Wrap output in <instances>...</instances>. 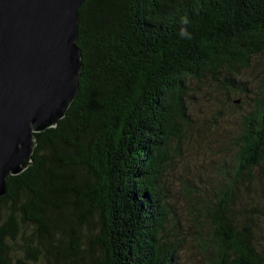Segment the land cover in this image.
I'll use <instances>...</instances> for the list:
<instances>
[{
    "label": "trees",
    "instance_id": "trees-1",
    "mask_svg": "<svg viewBox=\"0 0 264 264\" xmlns=\"http://www.w3.org/2000/svg\"><path fill=\"white\" fill-rule=\"evenodd\" d=\"M77 45L74 100L34 134L32 162L0 196V264H180L162 175L188 123V80L210 73L247 95L232 74L264 54V0H84ZM251 101L229 195L264 175V78ZM228 199L206 264H264V242L239 228Z\"/></svg>",
    "mask_w": 264,
    "mask_h": 264
},
{
    "label": "rangeland",
    "instance_id": "rangeland-1",
    "mask_svg": "<svg viewBox=\"0 0 264 264\" xmlns=\"http://www.w3.org/2000/svg\"><path fill=\"white\" fill-rule=\"evenodd\" d=\"M232 77L241 86L247 85V95L227 91L210 73L203 79L190 78L186 95L188 123L172 137L162 193L170 213L167 233L182 242L180 264L207 263L204 246L211 245L216 230L213 217L226 196L235 210L234 222L239 228L250 226L264 242L262 170L256 171L257 184L238 187L234 195H229L225 187V177L233 171L241 116L251 109V97L264 78V54Z\"/></svg>",
    "mask_w": 264,
    "mask_h": 264
},
{
    "label": "water",
    "instance_id": "water-1",
    "mask_svg": "<svg viewBox=\"0 0 264 264\" xmlns=\"http://www.w3.org/2000/svg\"><path fill=\"white\" fill-rule=\"evenodd\" d=\"M84 0H0V196L32 162L35 133L57 125L83 66Z\"/></svg>",
    "mask_w": 264,
    "mask_h": 264
}]
</instances>
